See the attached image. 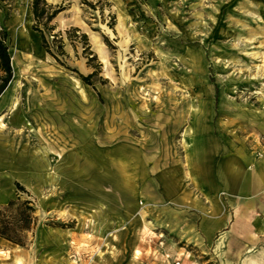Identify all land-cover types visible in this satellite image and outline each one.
<instances>
[{
  "label": "rangeland",
  "instance_id": "rangeland-1",
  "mask_svg": "<svg viewBox=\"0 0 264 264\" xmlns=\"http://www.w3.org/2000/svg\"><path fill=\"white\" fill-rule=\"evenodd\" d=\"M47 1L64 8L45 31L52 53L32 0H0L13 64L0 97V205L20 182L37 209L24 246L0 237V264H225L221 242L202 251L180 236L174 196L150 186V141L177 109L205 120L228 102L259 105L264 0ZM91 73L94 85L81 78ZM180 139L170 137L173 164Z\"/></svg>",
  "mask_w": 264,
  "mask_h": 264
},
{
  "label": "crops",
  "instance_id": "crops-1",
  "mask_svg": "<svg viewBox=\"0 0 264 264\" xmlns=\"http://www.w3.org/2000/svg\"><path fill=\"white\" fill-rule=\"evenodd\" d=\"M257 103L218 105L205 120L201 108L177 109L152 129L150 186L174 196L180 236L202 251L221 242L225 264H264V95ZM175 133L181 153L173 164Z\"/></svg>",
  "mask_w": 264,
  "mask_h": 264
},
{
  "label": "trees",
  "instance_id": "trees-1",
  "mask_svg": "<svg viewBox=\"0 0 264 264\" xmlns=\"http://www.w3.org/2000/svg\"><path fill=\"white\" fill-rule=\"evenodd\" d=\"M84 2L93 7L92 2L88 0H84ZM63 9L61 6L50 4L47 0H32L31 2V12L35 21L34 29L41 34L43 46L50 53L52 52L47 42L45 31L54 29L52 22ZM72 30L80 31L79 28H72ZM81 38L88 49L90 47L88 34L82 32ZM59 48L60 53L65 54L63 41H61ZM93 58H96V55ZM93 75L94 73H91L87 76H81V78L86 83L94 85L91 81ZM12 79L13 64L10 54L9 34L4 28L0 16V96L7 89ZM15 185L18 190L17 199H11L7 203L0 205V237L24 246L26 234L33 230L36 224L37 209L30 198H21V192L29 195L25 186L20 182H15Z\"/></svg>",
  "mask_w": 264,
  "mask_h": 264
},
{
  "label": "bare ground",
  "instance_id": "bare-ground-1",
  "mask_svg": "<svg viewBox=\"0 0 264 264\" xmlns=\"http://www.w3.org/2000/svg\"><path fill=\"white\" fill-rule=\"evenodd\" d=\"M24 35H25V33H24ZM23 37H24V36H23ZM27 39H28V38H27ZM22 41H23V40H22ZM22 41H21V42H22ZM23 42H24V41H23ZM23 42H22V43H23ZM24 43H25V42H24ZM25 44H26V43H25ZM6 90H7V89H6ZM6 90L3 92V94H2L1 96H3V95L6 93Z\"/></svg>",
  "mask_w": 264,
  "mask_h": 264
}]
</instances>
